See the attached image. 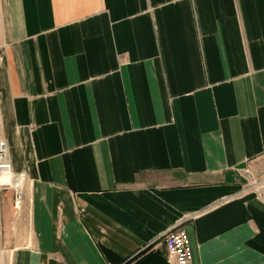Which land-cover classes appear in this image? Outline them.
Returning <instances> with one entry per match:
<instances>
[{
  "label": "crops",
  "instance_id": "1",
  "mask_svg": "<svg viewBox=\"0 0 264 264\" xmlns=\"http://www.w3.org/2000/svg\"><path fill=\"white\" fill-rule=\"evenodd\" d=\"M0 123L12 264H264V0H0Z\"/></svg>",
  "mask_w": 264,
  "mask_h": 264
},
{
  "label": "built area",
  "instance_id": "2",
  "mask_svg": "<svg viewBox=\"0 0 264 264\" xmlns=\"http://www.w3.org/2000/svg\"><path fill=\"white\" fill-rule=\"evenodd\" d=\"M4 170L11 171V162L8 159L7 144L0 140V174ZM12 172V171H11ZM21 196V193L19 194ZM165 243L168 249L170 264H189L193 257L190 236L185 228H173L165 234Z\"/></svg>",
  "mask_w": 264,
  "mask_h": 264
},
{
  "label": "rangeland",
  "instance_id": "3",
  "mask_svg": "<svg viewBox=\"0 0 264 264\" xmlns=\"http://www.w3.org/2000/svg\"><path fill=\"white\" fill-rule=\"evenodd\" d=\"M0 132H1V123H0ZM2 139L0 133V140ZM12 177L6 179L4 182L3 173L0 174V202L5 199H16L17 195L23 193L18 184L19 181L15 179V176L11 171ZM10 181V182H9ZM18 182V183H17ZM6 234L9 235V232L5 233L0 230V264H12L13 253L12 249L15 245L16 239L6 237Z\"/></svg>",
  "mask_w": 264,
  "mask_h": 264
},
{
  "label": "bare ground",
  "instance_id": "4",
  "mask_svg": "<svg viewBox=\"0 0 264 264\" xmlns=\"http://www.w3.org/2000/svg\"><path fill=\"white\" fill-rule=\"evenodd\" d=\"M3 177H4V182H5L6 179L11 180L10 178L12 177V174H10L9 171L4 170V171H3ZM9 182H10V181H9Z\"/></svg>",
  "mask_w": 264,
  "mask_h": 264
}]
</instances>
